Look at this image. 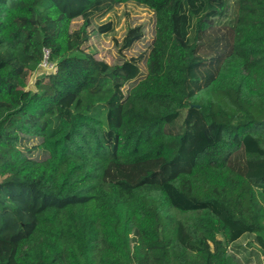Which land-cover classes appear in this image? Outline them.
<instances>
[{
  "label": "trees",
  "instance_id": "1",
  "mask_svg": "<svg viewBox=\"0 0 264 264\" xmlns=\"http://www.w3.org/2000/svg\"><path fill=\"white\" fill-rule=\"evenodd\" d=\"M247 236L264 264V0H0V264H241Z\"/></svg>",
  "mask_w": 264,
  "mask_h": 264
},
{
  "label": "rangeland",
  "instance_id": "2",
  "mask_svg": "<svg viewBox=\"0 0 264 264\" xmlns=\"http://www.w3.org/2000/svg\"><path fill=\"white\" fill-rule=\"evenodd\" d=\"M132 15L138 18L139 20H147L149 19V16H151L152 14L149 13L148 11H142V12H132ZM122 35L123 33H121V35L119 36V40L122 39L123 37ZM90 44L94 49L95 53H97V55L100 58H104L109 62H111L114 58H116L118 54L115 48V40L112 37L94 33ZM43 71H45V69H42L39 72H37L31 84V88H34L35 80L38 79L39 76H41ZM239 245H241V248H240V252L237 253V255L241 264H261L262 259L260 258L261 257L260 252L255 246L254 236L244 237L239 241Z\"/></svg>",
  "mask_w": 264,
  "mask_h": 264
},
{
  "label": "built area",
  "instance_id": "3",
  "mask_svg": "<svg viewBox=\"0 0 264 264\" xmlns=\"http://www.w3.org/2000/svg\"><path fill=\"white\" fill-rule=\"evenodd\" d=\"M42 67H45V68H47V69H53V68H54L53 65L48 64L47 61H45V62L42 64Z\"/></svg>",
  "mask_w": 264,
  "mask_h": 264
}]
</instances>
